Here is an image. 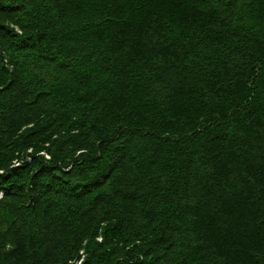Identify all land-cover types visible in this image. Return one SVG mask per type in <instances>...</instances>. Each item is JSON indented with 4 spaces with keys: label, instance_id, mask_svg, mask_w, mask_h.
<instances>
[{
    "label": "trees",
    "instance_id": "16d2710c",
    "mask_svg": "<svg viewBox=\"0 0 264 264\" xmlns=\"http://www.w3.org/2000/svg\"><path fill=\"white\" fill-rule=\"evenodd\" d=\"M0 264H264V0H0Z\"/></svg>",
    "mask_w": 264,
    "mask_h": 264
}]
</instances>
